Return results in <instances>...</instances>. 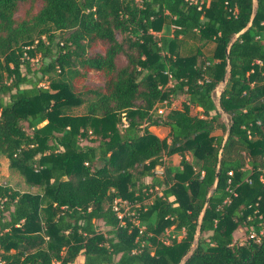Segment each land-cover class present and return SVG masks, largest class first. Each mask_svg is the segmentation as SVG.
Masks as SVG:
<instances>
[{
	"label": "trees",
	"instance_id": "1",
	"mask_svg": "<svg viewBox=\"0 0 264 264\" xmlns=\"http://www.w3.org/2000/svg\"><path fill=\"white\" fill-rule=\"evenodd\" d=\"M255 1L0 0V156L36 188L0 184V264H264Z\"/></svg>",
	"mask_w": 264,
	"mask_h": 264
},
{
	"label": "rangeland",
	"instance_id": "2",
	"mask_svg": "<svg viewBox=\"0 0 264 264\" xmlns=\"http://www.w3.org/2000/svg\"><path fill=\"white\" fill-rule=\"evenodd\" d=\"M20 13H21V10H19L17 14H20ZM117 37H119V36H117ZM95 50H98V48H96ZM36 64H37V62L34 63V66ZM97 83H99V78H98L97 74L96 73H89L85 79L77 80L75 85L78 87L81 85L97 84ZM220 90L221 89L219 88V83H218V85L214 88L213 91L215 94H218V92ZM181 100H182V94L178 91V92H176V96H175L173 103L176 107L183 109ZM158 108H160V107H157L155 110L157 114L160 113L158 111ZM160 109H162V108H160ZM78 112H82L81 107L74 109V113H78ZM162 112L165 113L166 110L163 109ZM190 112L191 113H198L199 109L192 108L190 110ZM151 130L158 137H160L163 134L162 131H160V129H158V128L151 129ZM214 133H219V131L217 130ZM85 142L86 141H82V143H85ZM186 158L188 160H190V155L187 154ZM165 160H166V163H168V162L171 163V159L166 158ZM172 160H174V162H176L178 160V158L172 157ZM154 170H155V173L157 175H159L161 173V168H159V166H155ZM0 184H5V185H7L11 188L17 189L19 191H28V192H35L36 191L35 187H28L24 183V181L20 175H18L15 171H12L8 168V161L3 156H0ZM233 234H234V238H235L236 242H244L245 241L246 234H245V228L244 227L236 229Z\"/></svg>",
	"mask_w": 264,
	"mask_h": 264
},
{
	"label": "built area",
	"instance_id": "3",
	"mask_svg": "<svg viewBox=\"0 0 264 264\" xmlns=\"http://www.w3.org/2000/svg\"><path fill=\"white\" fill-rule=\"evenodd\" d=\"M224 4H226V1H224ZM256 62H257V61H256ZM158 111L160 112V110H158ZM229 173H230V172H228V174H229ZM259 179H260L261 183L264 185V176L259 175ZM248 182H249V180H248ZM228 191H230V190H228ZM224 201H227V199H225ZM129 207H130L129 204H128L126 201H124V200H120L119 198H116V199L113 200V203H112V209L115 211L117 218H119V220H120V223L123 222V221H122V218H123L124 215H131V214H132L130 211H128V210H129ZM130 220H131L134 224H137V221L134 220V217H133V216L130 218ZM139 231H140V230H139ZM262 235H263V231H262V230H259L258 232L249 231L247 237H248V238H251V239L258 240V238H259L260 236H262ZM179 236H180V235H177V236H176V239H177ZM171 237L173 238V236H171ZM174 238H175V237H174ZM169 241H170V240H168V239L164 240L165 243H166V242H169ZM51 264H58V261L53 260Z\"/></svg>",
	"mask_w": 264,
	"mask_h": 264
},
{
	"label": "water",
	"instance_id": "4",
	"mask_svg": "<svg viewBox=\"0 0 264 264\" xmlns=\"http://www.w3.org/2000/svg\"><path fill=\"white\" fill-rule=\"evenodd\" d=\"M252 2H253V8H254V7H255V4H256V1H255V0H252ZM252 15H253V12L251 13V15H250V17H249V20H248V22L246 23V25H245L241 30H239L237 33H235V34L230 38V40H229V42H228V44H227V46H226V48H225V54H227V48H228L229 43H230L231 41H233L235 38H237L238 35H239L240 33H242V32H243V31L249 26L250 21H251V18H252ZM226 64H227V59H226ZM227 72H228V69L226 70V73L224 74L222 80L219 82V88H220V89H222V87H223V85H224V83H225V81H226V78H227ZM217 109L220 110L219 107H217ZM224 139H225V135L223 136V141H224ZM216 182H217V171H216L215 174H214V180H213V184H212V189L215 188ZM209 193H210V191L207 192V194H206V199H205V202H204V206L206 205L207 197L209 196ZM197 228H198V227H197ZM197 228H196V230H195V232H194V240L196 239V236H197V232H198ZM189 253H190V250L187 252V254H185V256L183 257V259H184L185 257H187V256L189 255ZM183 259L181 260V262L183 261ZM181 262H180V263H181Z\"/></svg>",
	"mask_w": 264,
	"mask_h": 264
},
{
	"label": "crops",
	"instance_id": "5",
	"mask_svg": "<svg viewBox=\"0 0 264 264\" xmlns=\"http://www.w3.org/2000/svg\"><path fill=\"white\" fill-rule=\"evenodd\" d=\"M197 109H199V108H197ZM155 128L160 129V131H162V133H163L159 138H162V137L165 136V134H166V129H164V128L150 126L148 129H149L150 132H152L151 129H155ZM152 133H153V132H152ZM153 134H154V133H153ZM155 135H156V134H155ZM157 137H158V136H157ZM172 157H177V158H178V156H177V155H172V156L169 157V159H171V164H172V165H176V164L178 163V160H177L176 162H174V160H172Z\"/></svg>",
	"mask_w": 264,
	"mask_h": 264
}]
</instances>
